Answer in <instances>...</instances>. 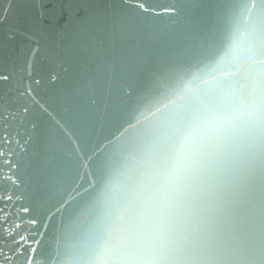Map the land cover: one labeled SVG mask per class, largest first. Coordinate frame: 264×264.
Instances as JSON below:
<instances>
[{
  "label": "snow or ice",
  "instance_id": "obj_1",
  "mask_svg": "<svg viewBox=\"0 0 264 264\" xmlns=\"http://www.w3.org/2000/svg\"><path fill=\"white\" fill-rule=\"evenodd\" d=\"M214 10L191 75L157 76L159 95L140 98L124 139L110 141L97 161L83 189L96 213L85 264H264V0H215ZM29 93L30 84L20 94ZM8 128L0 132V182L15 187L14 146L30 138ZM18 199L12 189L0 193V228L20 252ZM26 251L25 264L44 260L39 248ZM48 264H56L51 253Z\"/></svg>",
  "mask_w": 264,
  "mask_h": 264
},
{
  "label": "water",
  "instance_id": "obj_2",
  "mask_svg": "<svg viewBox=\"0 0 264 264\" xmlns=\"http://www.w3.org/2000/svg\"><path fill=\"white\" fill-rule=\"evenodd\" d=\"M139 2L144 9L133 0H0V76L9 77L0 79V116L16 114L0 119V132L10 125L22 142L30 138L14 146L17 185L0 182V193L19 197L13 209L24 247L17 252L10 238L6 245L0 228V264H25L29 247L41 250V264L49 253L56 264H85L96 213L89 215L83 189L97 161L110 141L124 139L140 98L159 95L157 76L191 75L215 0ZM178 2L179 11H165ZM125 20L130 28L121 27Z\"/></svg>",
  "mask_w": 264,
  "mask_h": 264
}]
</instances>
